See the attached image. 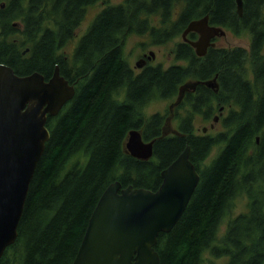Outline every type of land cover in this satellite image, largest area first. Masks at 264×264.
Segmentation results:
<instances>
[{
    "label": "trees",
    "instance_id": "16d2710c",
    "mask_svg": "<svg viewBox=\"0 0 264 264\" xmlns=\"http://www.w3.org/2000/svg\"><path fill=\"white\" fill-rule=\"evenodd\" d=\"M97 1L7 0L0 7V63L18 75L38 71L46 79L59 65L71 82L78 81L74 98L59 116L48 117L51 137L30 185L19 236L0 264H73L106 188L121 181L123 187L158 189L162 171L188 145L201 178L178 223L158 237L160 264H264V0H245L243 17L233 0H186L177 21L171 11L180 0H167L159 11L171 30L209 14L213 24L249 30L250 47L211 49L200 58L189 44H179L173 52L183 64L140 74L125 54V38L130 25L146 23L156 11L142 3L139 9L136 0L106 9L72 57L61 53ZM215 76L218 90L198 85L185 94L180 106L189 107V114L180 119L181 134L164 136L165 116L146 114L152 100L174 99L185 82ZM222 107L228 111L226 130L196 135L193 115L211 116ZM134 128L146 141L155 139L150 160L126 152ZM215 147L217 156L204 165ZM243 194L248 210L231 219L219 238L223 218Z\"/></svg>",
    "mask_w": 264,
    "mask_h": 264
},
{
    "label": "water",
    "instance_id": "95a60500",
    "mask_svg": "<svg viewBox=\"0 0 264 264\" xmlns=\"http://www.w3.org/2000/svg\"><path fill=\"white\" fill-rule=\"evenodd\" d=\"M0 1L4 8L6 3ZM236 5L242 16L243 0H236ZM190 32L200 35L190 43L198 56L215 46L213 38L225 34L222 28L209 24V15L192 20L183 36L186 38ZM144 65V60L135 64L136 68ZM215 83L208 82L209 86ZM197 84H183L177 103ZM75 94V87L61 75L59 65L46 79L38 71L18 75L10 65L0 63V259L18 239L30 185L51 137L48 117L57 116ZM154 144L155 139L146 141L143 131L134 128L128 134L125 150L135 158L150 160ZM190 156L188 145L162 171V183L156 190L123 187L121 181L111 183L89 219L73 264H160L158 237L175 227L200 182V173Z\"/></svg>",
    "mask_w": 264,
    "mask_h": 264
},
{
    "label": "flooded vegetation",
    "instance_id": "af4514ba",
    "mask_svg": "<svg viewBox=\"0 0 264 264\" xmlns=\"http://www.w3.org/2000/svg\"><path fill=\"white\" fill-rule=\"evenodd\" d=\"M30 1L31 0H26V3H29ZM55 1L57 2V0H55ZM126 1L127 0H123V1L122 0H98L97 2L93 3V5L89 6L86 9L85 20L80 23V25L77 27V29L74 30L73 37L71 38L69 43H67V47L70 46V52L67 53V51L65 49H63L61 51V53L68 54L70 57H72L73 54L75 53L77 46L82 41V39L86 36V34L88 33L89 29L91 28V26L93 25V23L95 22L97 17L102 12H104L106 9H108L110 7L122 6L126 3ZM185 1L186 0H180L178 3H176L174 8L172 9V11H171L172 21H177L180 18V16L182 15L183 11L186 8V2ZM4 2L6 3V1H4ZM1 3L2 2L0 1V5H1ZM140 3L144 4L145 7H146V5H148V6L154 5V7H155L154 11H156V14H152V15L145 18L146 23L136 22L135 24L129 26V28L131 30V32H129V34H132V38H135V40L138 41V43L141 47H151V46L160 45V44H164V43H168V42L174 43L175 46H177L179 44H189L191 47H193L190 43L192 41H197L199 39L200 35L198 33H195V32H190L189 34H187L186 38L183 36L185 29L187 28L188 24L192 20L190 22H188V24L184 28H181L180 30H178V29L171 30L170 25L163 22V12H162V10L159 11V9L167 4V0H147V1L146 0H138V1L136 0V4L138 5L139 9H140V6H139ZM195 5H196V7H199V8L202 6V4L200 2L199 3L196 2ZM233 5L235 6V10L238 14L236 0H233ZM243 6H244V11H245V0H243ZM90 10H92V12H90ZM244 11H243V15H244ZM206 15H209V14H206ZM243 15L240 16L238 14L239 17H243ZM199 18H202V17H199ZM199 18H195V19H199ZM195 19H193V20H195ZM209 24L212 26L222 28L223 30H225V34L219 35V36H216L215 38H213L212 43H215V46H210L208 48L206 54L204 56H199L200 58L205 57L211 49H231V48H234V47H231V48L220 47L218 44V42L221 38H224L225 36H227L228 30H230L234 34H243L244 32H249V30H244L241 33L240 32L236 33L232 30V28H228L226 26L219 25V24H213L210 22V15H209ZM122 28H123V25L121 24L120 26L116 27L115 31L122 30ZM162 30L168 31L167 36H164V34L162 33ZM250 35H251V33H250ZM145 40H146V42H145ZM251 40H252V36H251ZM236 47H239V46H236ZM193 49L196 50L194 47H193ZM152 52L153 51H151V50L148 51V50L143 49L140 52V54L138 55L139 60L145 61V65L143 68H136V66L134 64H131L129 62L132 69L134 70L135 74L143 73L149 67H156V66L161 65V64L157 63L158 61L156 59V54L154 52H153L154 54H151ZM195 53H196V51H195ZM61 75H63V74L61 73ZM63 76L69 81L70 85H73L75 87V91H76L78 81L71 82L70 79L66 75H63ZM212 81H214V82L216 81L215 86H209L208 82H212ZM187 82H197L198 84L196 86V89H197L198 85H203L207 88H211V89H215V90H218V88H219L217 76H215L214 78L208 79V80H197V81H187ZM187 82H185V83H187ZM196 89L194 91H186L185 94L188 92H195ZM179 91H180V89H179ZM124 94H125L124 92L120 93L121 100H123L125 98ZM185 94H184L183 98L185 97ZM178 96H179V94H178ZM177 97H175L174 99H176ZM63 108H62V110H63ZM225 109L226 108L222 107L220 112L221 113L225 112ZM62 110L60 111V113L62 112ZM226 111H227V109H226ZM59 114L57 116H59ZM198 114H202V113H198ZM210 117L211 116H205L206 119H208V118L210 119ZM215 118H217V117H214L211 120L216 122ZM218 118H220V117H218ZM166 121H167V119L165 118V123H166ZM211 127L212 128L214 127V123L211 125ZM205 128H207V130H208V127H204V129ZM204 129H203V131H204ZM204 132L207 133V131H204ZM166 133H167V131H166ZM178 134H181V132L179 130V124H178V129H174V132L172 134H169V135H178ZM195 134L196 135H213V134H198L196 132H195Z\"/></svg>",
    "mask_w": 264,
    "mask_h": 264
},
{
    "label": "rangeland",
    "instance_id": "374dc122",
    "mask_svg": "<svg viewBox=\"0 0 264 264\" xmlns=\"http://www.w3.org/2000/svg\"><path fill=\"white\" fill-rule=\"evenodd\" d=\"M7 1V0H4ZM123 1V0H122ZM92 12V10H90ZM146 42V40H145ZM220 47H236L241 46L244 48L249 49L251 44V35L249 32H244L243 34H234L230 30L227 31V36L221 38L218 42ZM175 48L174 43H164L160 45H155L151 47H141L135 38H132V34H127L125 38V54L131 64H136L139 60L138 55L140 52L145 49L148 51H153L156 54L157 63L161 64L163 67L167 68L172 64L175 63H182L175 59V54L173 49ZM65 50L70 52V46L66 47ZM178 97L176 99H155L152 100L145 108V112L148 116L161 113L167 119L164 130L167 131V135L172 134L174 129H178V124L181 118L186 117L189 114V107L187 106H180L182 100L177 103ZM228 111L220 112L216 111L215 114L211 115L210 119H206L203 114H194L192 121L195 126V132L198 134H217L219 132L225 131V127L223 125V117L226 116ZM222 115V116H221ZM214 117H220L216 122L211 120ZM214 123V127L212 128L211 125ZM204 127H208L207 133L203 131ZM219 147H215L213 151L209 154V156L204 160L203 164L207 165L217 156L219 151ZM203 165V166H204ZM248 203L249 198L247 195L243 194L236 198L235 204L233 207L232 212L227 214L223 218L222 226L220 228V232L218 237L225 235L227 231L228 224L231 219L235 218L237 215L246 212L248 210ZM208 256V255H206ZM203 264H207L204 262Z\"/></svg>",
    "mask_w": 264,
    "mask_h": 264
}]
</instances>
